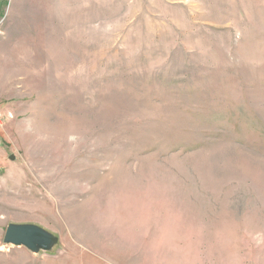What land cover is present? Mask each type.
Returning <instances> with one entry per match:
<instances>
[{"label": "rangeland", "instance_id": "1", "mask_svg": "<svg viewBox=\"0 0 264 264\" xmlns=\"http://www.w3.org/2000/svg\"><path fill=\"white\" fill-rule=\"evenodd\" d=\"M0 264H264V0H0Z\"/></svg>", "mask_w": 264, "mask_h": 264}, {"label": "water", "instance_id": "2", "mask_svg": "<svg viewBox=\"0 0 264 264\" xmlns=\"http://www.w3.org/2000/svg\"><path fill=\"white\" fill-rule=\"evenodd\" d=\"M6 239L14 244L30 245L32 238L30 237V231L20 228H10L7 231Z\"/></svg>", "mask_w": 264, "mask_h": 264}]
</instances>
